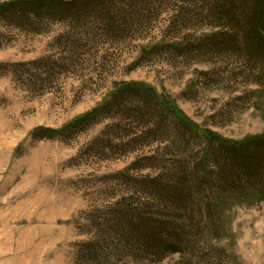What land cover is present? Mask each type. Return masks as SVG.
<instances>
[{"label":"rangeland","instance_id":"374dc122","mask_svg":"<svg viewBox=\"0 0 264 264\" xmlns=\"http://www.w3.org/2000/svg\"><path fill=\"white\" fill-rule=\"evenodd\" d=\"M145 8L122 29L95 12L46 20L41 32L0 17V264H264V198L209 189L200 178L213 179L217 162L203 161L207 142L175 119L141 115L127 94L93 123L35 137L132 81L202 130L264 135V60L217 44L225 24L202 0Z\"/></svg>","mask_w":264,"mask_h":264},{"label":"trees","instance_id":"16d2710c","mask_svg":"<svg viewBox=\"0 0 264 264\" xmlns=\"http://www.w3.org/2000/svg\"><path fill=\"white\" fill-rule=\"evenodd\" d=\"M155 1L9 0L0 3V17L22 25L27 24L34 31L41 32L44 30L41 27H44L43 23H46V20L60 21L68 17L80 19L87 12H95L100 14L105 25L122 29V24H119L120 20H124L131 26L133 21L142 15L143 10L146 9L145 6H149L151 2ZM202 3L207 5L208 16L225 24L221 32L214 36L217 44L238 47L241 50L239 51L251 61L264 60V0H202ZM227 24L231 28L226 26ZM127 94L130 104L135 103L137 109L146 110V112H141L145 113L141 115L145 117L150 115L159 123L164 122L167 117H171L175 119L177 125L190 129L205 139L207 154L203 161L206 163L207 158L211 155L217 162V171L214 170L213 179H210L208 174L200 178L210 187L209 189L221 186V189L225 190L223 198H228L231 193H237L238 190H241L242 193L245 190L252 191L250 195H257L259 199L264 198V135L231 141L214 132L202 130L177 106L162 100L156 90L145 83L123 82L105 100V104L79 115L61 129L40 127L34 132L35 137L54 138L65 131L83 127L98 118L102 112L108 111L110 97H113V101L118 103ZM150 182V186L157 190V193H164L165 187L161 185L159 178H154ZM183 182L184 180L180 181V183ZM174 188L175 196L179 197L180 188ZM215 200L217 201L216 206L220 207L222 198L218 196V199L215 198ZM206 206L208 207L206 218L211 221L212 218H215L216 211L212 203L208 202ZM134 217L132 216L131 219L133 220ZM139 220L142 221L139 226L140 230L150 229L149 218L140 217ZM129 224H132L133 228L138 225L137 222L133 223L132 221ZM150 233L149 238L154 236L152 232Z\"/></svg>","mask_w":264,"mask_h":264}]
</instances>
